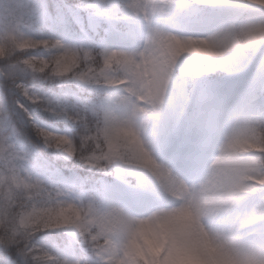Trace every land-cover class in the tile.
<instances>
[{"label":"clouds","instance_id":"obj_1","mask_svg":"<svg viewBox=\"0 0 264 264\" xmlns=\"http://www.w3.org/2000/svg\"><path fill=\"white\" fill-rule=\"evenodd\" d=\"M0 264H264V0H0Z\"/></svg>","mask_w":264,"mask_h":264}]
</instances>
